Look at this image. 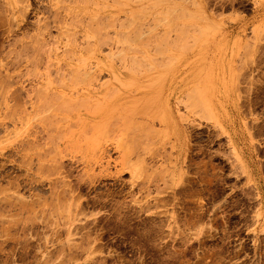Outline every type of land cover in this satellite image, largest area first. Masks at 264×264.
Returning a JSON list of instances; mask_svg holds the SVG:
<instances>
[{"label":"rangeland","instance_id":"1","mask_svg":"<svg viewBox=\"0 0 264 264\" xmlns=\"http://www.w3.org/2000/svg\"><path fill=\"white\" fill-rule=\"evenodd\" d=\"M124 1L0 0V264H264V0Z\"/></svg>","mask_w":264,"mask_h":264},{"label":"bare ground","instance_id":"2","mask_svg":"<svg viewBox=\"0 0 264 264\" xmlns=\"http://www.w3.org/2000/svg\"><path fill=\"white\" fill-rule=\"evenodd\" d=\"M115 1H116V3H117V2H118V3H117L116 6H114V8L116 7V10L114 9V12H120V11H124V12H125V10H126L125 13H127V15L135 16V15L137 14V11H134V10L131 9V8L128 9L127 5H128L130 2L127 4L124 0H115ZM128 1H129V0H128ZM128 1H127V2H128ZM147 1H148V0H140L139 6H142L143 8L146 7L147 5L145 6V4H146ZM113 2H114V1H113ZM151 3H152V2H151ZM148 4H149V3H148ZM155 4H156V3H155ZM118 5H120L121 7L119 8ZM102 6H105V5H102ZM148 6H149V5H148ZM151 6H153V5H151ZM109 7H110V6H109ZM154 8H155V7H154ZM111 9H112V8H111ZM124 9H125V10H124ZM101 10H102V9H101ZM105 11H106V10H105ZM144 11H145V10H144ZM138 14H139V13H138ZM126 17H127V16H126ZM128 17H130V16H128ZM138 18H139V17H138ZM141 18H142V17H141ZM129 19H130V18H129ZM129 19H128V20H129ZM131 19H133V18H131ZM131 19L129 20V24H132L131 22H133V21L135 20V19H133V21H131ZM129 24L127 23V26H128ZM124 25H125V24H124ZM124 25H123V26H124ZM120 26H121V25H120ZM121 27H122V26H121ZM118 32H119V31H118ZM120 33H121V31H120ZM120 33H119V34H120ZM116 34H117V33H116ZM119 34H118V35H119ZM124 34H125V33H124ZM119 38H120V37H119ZM123 38H124V37H123ZM126 39H127V38H126ZM126 39H124V40H126ZM119 40H120V39H119ZM130 41H131V40H130ZM72 45H73V44H72ZM88 46H89V45H88ZM98 46H99V45H98ZM123 48H124V47H123ZM83 49H84V48H83ZM89 50H90V49H89ZM91 51H92V50H91ZM68 52H69V50H68ZM121 52H122V51H121ZM120 54L122 55V53H120ZM124 54H125V53H124ZM112 55H113V54H112ZM90 56H91V55H90ZM109 56H110V54H109ZM80 59H81V58H80ZM136 59H137V58H136ZM136 59H135V60H136ZM142 59H143V58H142ZM139 60H140V59H139ZM77 61H78V60H77ZM144 61H145V60H144ZM145 62H146V61H145ZM133 63H134V62H133ZM138 63H139V62H138ZM84 64H86V63H84ZM135 64H137V62H136ZM140 64H142V63L140 62ZM147 65H148V64H147ZM110 66H111V65H110ZM141 66H142V65H141ZM143 66H144V63H143ZM111 67H112V66H111ZM146 67H147V66H146ZM148 67L150 68L149 65H148ZM151 67H152V66H151ZM66 68H67V67H66ZM79 68H80V67H79ZM81 68H82V67H81ZM138 68H139V67H138ZM75 69H77V68H75ZM89 69H91V67H90ZM110 69H111V68H110ZM71 70H72V68H71ZM80 70H81V71H80ZM80 70H79V71L82 72V69H80ZM91 70H92V69H91ZM111 70H112V69H111ZM76 71H77V70H76ZM77 72H78V71H77ZM80 72H79V73H80ZM87 72H88V71H87ZM87 72H86V73H87ZM84 74H85V73H84ZM76 77H77V76H76ZM78 77H79V76H78ZM70 78H71V77H70ZM85 78H87V80H88V77H85ZM85 78H84V79H85ZM94 78H95V77H94ZM71 79H72V78H71ZM71 79H70V80H71ZM82 79H83V78H82ZM90 79H91V78H90ZM90 79H89L88 81H90ZM95 79H96V78H95ZM67 80H68V79H67ZM79 80H80V79H79ZM92 80H93V79H92ZM158 80H159V79L155 80L156 82H158L157 85L160 84V81H161V80H160V81H158ZM80 81H81V80H80ZM83 81H84V80H83ZM153 82H154V81H153ZM82 83H84V82H82ZM87 83H88V82H87ZM62 84H63V82H62ZM91 84H92V83H91ZM105 84H106V83H105ZM71 85H72V84H71ZM153 85H154V84H153ZM157 85H156V86H157ZM161 85H163V84H160V86H158V87L160 88ZM62 86H64V85H62ZM156 86H155V87H156ZM67 87H68V86H67ZM158 87H156V88H158ZM103 88H107V90L109 91V92H108V91H107V92H108V93H111V94H112L113 91H115L114 86H112L111 83H109V84L107 83L106 85H104V84L101 85V86H100V89L102 90ZM159 88H158V90H159ZM110 90H111L112 92H110ZM156 90H157V89H156ZM156 90H153V92L156 91ZM160 90H161V89H160ZM105 91H106V90H105ZM149 91H150V90H149ZM192 91H194V90H192ZM100 92H102V91H100ZM116 92H117V90H116ZM144 92H146V91H144ZM87 93H88V92H87ZM90 93H91V92H90ZM150 93H152V92H150ZM156 93H157V92H156ZM71 94H72V93H71ZM82 94H83V93H82ZM85 94H86V93H85ZM88 94H89V93H88ZM93 94H94V93H93ZM106 94H107V93H106ZM111 94H110V95H111ZM114 94H115V93H114ZM148 94H149V93H148ZM36 95H38V94H36ZM46 95H48V94H45V96H46ZM58 95H59V94H58ZM142 95H143V94H142ZM188 95H189V94H188ZM90 96H91V94H90ZM90 96H89V97H90ZM92 96H93V95H92ZM94 96H95V94H94ZM111 96H112V95H111ZM115 96H116V95H115ZM189 96H192V95H189ZM189 96H188V97H189ZM197 96H198V95H197ZM46 97H47V96H46ZM46 97H45V98H46ZM108 97H109V95H108ZM43 98H44V97H43ZM47 98H49V97H47ZM90 98H91V97H90ZM111 98H112V97H111ZM189 98H192V97H189ZM66 99H69V98H66ZM80 99H81V98H80ZM84 99H85V98H84ZM84 99H83V100H84ZM95 99H97V98H95ZM106 99H107V98H106ZM112 99L114 100V98H112ZM192 99H194V97H193ZM192 99H191V100H192ZM200 99H202V98H200ZM85 100H86V99H85ZM88 100H89V98H88ZM109 100H111V99L109 98ZM191 100H190V102H191ZM197 100H198V99H197ZM197 100L194 99L193 101H196V102H197ZM202 100H203V99H202ZM47 101H48V100H47ZM60 101H61V100H60ZM67 101H68V100H67ZM67 101H66L65 103H67ZM86 101H87V100H86ZM177 101H178V100H177ZM198 101H200V100H198ZM203 101H204V100H203ZM61 102H62V101H61ZM81 102H82V101H81ZM87 102H88V101H87ZM103 102H105V101H103ZM107 102H108V100L106 101V103H107ZM179 102H180V99H179ZM181 102H182V101H181ZM185 102H186V101H185ZM196 102H195V103H196ZM200 102H201V101H200ZM200 102H199V104H200ZM63 103H64V102H63ZM75 103H76V102H75ZM109 103H111V106H115V104H116L115 102H113V104H114V103H115V104L112 105V101H110ZM188 103H189V102H188ZM192 103H193V102H192ZM192 103H191V104H192ZM101 104H102V103H101ZM101 104H99V106H100ZM103 104H104V103H103ZM135 104H136V103H135ZM69 105H70V104H69ZM94 105H95V104H94ZM97 105H98V104H97ZM106 105H107V104H106ZM106 105H105V106H106ZM136 105H137V104H136ZM66 106H68V105H66ZM70 106H71V105H70ZM70 106H68V107H70ZM91 106H92V105H91ZM95 106H96V105H95ZM95 106H94V107H95ZM99 106H98V108H100ZM101 106H102V105H101ZM103 106H104V105H103ZM107 106H110V105H107ZM107 106L104 107L103 109H107V108H108ZM190 106H191V105H190ZM193 106H194V105H193ZM64 107H65V106H64ZM96 107H97V106H96ZM96 107H95L94 109L97 110ZM119 107H120V106H119ZM187 107H188V106H187ZM204 107H206V110H207V106L204 105ZM71 108H72V106H71ZM113 108H114L113 110H115V111H113V110L111 109V107H110L109 109L116 113V111H117V110H116V107H113ZM132 108H133V107H132ZM65 109H66V108H65ZM151 109H152V108H151ZM174 109H175V108H174ZM190 109H191V108H190ZM66 110H67V109H66ZM68 110H69V108H68ZM70 110H71V109H70ZM91 110H93L92 107H91V109H90L89 111H91ZM96 110H95V111H96ZM98 110H99V109H98ZM100 110H101V109H100ZM107 110H108V109H107ZM107 110H106V111H107ZM110 110H109V114L112 115L113 112L110 111ZM134 110H135V109H134ZM159 110H162V109L159 108ZM57 111H58V110H57ZM77 111H78V110H77ZM95 111L93 110V115H92V116H94ZM102 111H103V110H102ZM106 111H105V112H102V114H105ZM128 111H131V110L128 109ZM156 111H157V110H156ZM170 111H171V112L168 113L167 116L164 115L165 111H164L163 115H161L160 113H158V114H160L161 116L159 115V117H158V114H157L156 116H157V117L159 118V120L162 121L163 123H164V121H165L166 123H167V122H171L172 109H170ZM85 112H86V111H85ZM99 112H101V111H99ZM99 112H98V113H99ZM107 112H108V111H107ZM110 112H112V113H110ZM147 112H148V111H147ZM150 112H151V111H150ZM157 112H158V111H157ZM159 112H160V111H159ZM79 113H80V112H79ZM79 113H78V114H79ZM87 113H88V112H87ZM98 113H97V111H96L95 114H98ZM131 113H132V112H131ZM131 113H130V114H131ZM161 113H162V112H161ZM88 114H89V113H88ZM91 114H92V112L90 113V115H91ZM109 114H108V115H109ZM118 114H119V113H118ZM127 114H128V113H127ZM130 114H129V115H130ZM148 114L150 115L149 112H148ZM148 114L146 113V115H148ZM98 115H99V114H98ZM84 116H85V115H84ZM84 116H83L82 118H84ZM92 116H89V117H92ZM102 116H103V115H102ZM119 116H120V115H119ZM119 116H118V117H119ZM121 116H123V115H121ZM143 116H145V115H143ZM154 116H155V115H153V116L150 115L149 117L147 116V117L149 118L148 120H149L151 123H152L153 121H155L154 118H155L156 116H155V117H154ZM66 117H67V116H66ZM66 117H62L63 119H60V120H64V121H65L66 119L69 120V118H66ZM78 117L80 118L79 115H77V118H78ZM86 117H87V116H86ZM112 117H113V116H112ZM112 117H111V118H112ZM141 117H142V116H141ZM157 117H156V118H157ZM54 118H55V117H54ZM99 118H100L101 121H104L105 119H107L105 115H104V117H100V116H99ZM101 118H104V120L101 119ZM108 118H109V117H108ZM124 118H125V117H124ZM136 118H137V117H136ZM136 118H135V119H136ZM88 119L90 120V118H88ZM122 119H123V118H122ZM126 119H128V118H126ZM84 120H87V119H84ZM84 120H81V121H83V123H82L83 125L80 124L82 127H83L84 125H86V121H85V123H84ZM100 120H99V121H100ZM111 120H113V119H111ZM111 120H110V121H111ZM123 120H125V119H123ZM66 121H67V120H66ZM93 121H94V120H93ZM106 121H107V120H106ZM91 122H92V121H91ZM107 122H108V121H107ZM112 122H113V121H112ZM123 122H124V121H123ZM125 122H126V121H125ZM125 122H124V123H125ZM87 123H88V121H87ZM94 123H96V122H94ZM98 123H99V122H97V124H98ZM101 123H102V122H101ZM128 123H129V122H128ZM90 124H91V123H90ZM104 124H106V122H104ZM115 124H116V123H115ZM135 124H136V123H135ZM51 125H52V124H51ZM64 125H65V124H64ZM64 125H62V126H64ZM88 125H89V124H88ZM88 125H87V127H88ZM98 125H99V124H98ZM100 125H101V126H99V127L101 128V127L103 126V127H104V130H105V128H106L105 125H102V124H100ZM111 125H112V127L114 126L113 124H111ZM111 125H110V126H111ZM124 125H125V124H123V126H124ZM126 125H127V124H126ZM130 125H131V124H130ZM90 126H91V125H90ZM90 126H89L88 128H90ZM95 126H96V125H93V127H95ZM110 126H109V127H110ZM123 126H122V127H123ZM132 126H133V125H132ZM132 126H131V127H132ZM135 126H136V125H135ZM93 127L90 128L92 132H94V131L96 130V128H95V129H93V130H94V131H93V130H92ZM96 127H97V126H96ZM99 127H97V129H98ZM107 127H108V124H107ZM109 127H108V128H109ZM77 128H78V127H77ZM88 128H87V129H88ZM124 128L127 129L128 127L125 126ZM135 128H136V127H135ZM137 128H138V127H137ZM137 128H136V129H137ZM81 129H82V128H81ZM87 129L82 130V131H84V133H85V132H88ZM102 129H103V128H102ZM111 129H112V128H111ZM113 129H114V128H113ZM122 129H123V128H121V130H122ZM104 130H103L102 132L105 134ZM106 130H107V129H106ZM106 130H105V131H106ZM50 131H51V130H50ZM79 131H80V130H79ZM82 131H80V132H82ZM111 131H112V130H111ZM124 131H125V132H124ZM62 132H63V131H62ZM102 132H101V133H102ZM109 132H110V131H109ZM129 132H130V131H128V132L126 133V130L123 129V133H125V134H127V135H128V134H129V135H133L132 133L130 134ZM60 133H61V132H60ZM84 133H82V134H84ZM113 133H114V132H113ZM158 133H159V132H158ZM55 134H56V133H55ZM74 134H75V133H74ZM82 134H81V135H82ZM87 134H88V133H87ZM91 134H92V133H91ZM96 134H97V133H96ZM62 135H63V134H62ZM81 135H80V136H81ZM88 135H90V134H88ZM100 135H101V134H100ZM129 135H128V136H129ZM163 135H164V134H163ZM73 136H74V135H73ZM78 136H79V135H78ZM101 136H102V135H101ZM101 136H99V137H101ZM108 136H109V134H108ZM120 136H121V135H120ZM123 136H124V137H123ZM123 136H122V138L125 139V135H123ZM136 136H137V134H136ZM136 136H135V137H136ZM138 136H139V135H138ZM158 136H159V135H158ZM83 137H84V136H83ZM88 137H89V136H88ZM99 137H98V139H97L96 136H93V139H94V140H95V139H96V140H99ZM102 137H103V136H102ZM126 137H127V136H126ZM81 138H82V137H81ZM91 138H92V137H91ZM122 138H121V140H122ZM100 139H101V138H100ZM102 139H103V138H102ZM128 139H130V138L128 137L126 140H128ZM65 140H66V139H65ZM67 140H68V139H67ZM77 140H78V139H77ZM94 140H92V141H94ZM134 140H135V139H134ZM140 140H141V139H140ZM53 141H54V140H53ZM128 141H129V140H128ZM135 141H137V140H135ZM135 141H134V142H135ZM63 142H64V141H63ZM120 142H121V141H120ZM120 142H119V143H120ZM125 142H126V141H125ZM54 143H55V142H54ZM136 143H138V142H136ZM67 144H68V141H67ZM72 144H73V143H72ZM64 145H65V144H64ZM64 145H63V147H64ZM74 145H75V144H74ZM77 145H78V144H77ZM118 145H119V144H118ZM54 146H56V145H54ZM58 146H60V145H58ZM66 146H69V145H66ZM66 146H65V147H66ZM120 146H121V143H120ZM138 146H139V145H138ZM63 147H62V148H63ZM65 147H64V148H65ZM70 147L72 148V146H70ZM77 147H79V146H77ZM77 147H76V148H77ZM64 148H63V150H64ZM122 148H123V146H122ZM134 148H135V150H136V147H134ZM134 148H133V150H134ZM123 149H124V148H123ZM129 150H130V149H129ZM65 151H67V148H66V150H64V151H62V149L59 150V149L57 148V150H56L55 152H56L57 155H59V154H61L62 152L64 153ZM136 151H137V150H136ZM65 154L68 155V153H65ZM57 155H56V156H57ZM67 155H66V156H67ZM124 155H127V151L124 153ZM181 155H182V153H181ZM54 156H55V155H54ZM127 156H128V155H127ZM52 157H53V156H52ZM60 157H61V156H60ZM125 157H126V156H125ZM54 158H55V157H54ZM126 158H127V157H126ZM124 159H125V158H124ZM55 160H56V159H54V161H55ZM57 162H58V161H57ZM57 162H56V163H57ZM143 170H144V169H143ZM135 171H136V170H135ZM146 171H147V170H146ZM137 173H138V172H137ZM146 173H148V171H147ZM136 175H137V174H136ZM136 175H135V177H136ZM147 175H148V174H147ZM140 176H141V174H140ZM144 177H146V176H144ZM159 177H160V176H159ZM144 179H145V178H144ZM69 190H70V189H69ZM63 191H65V190H63ZM65 192L68 193L67 191H65ZM70 193H72V197H73V191H72V189L70 190ZM75 196H76V195H75ZM73 198H74V197H73ZM74 200H75V199H74Z\"/></svg>","mask_w":264,"mask_h":264}]
</instances>
